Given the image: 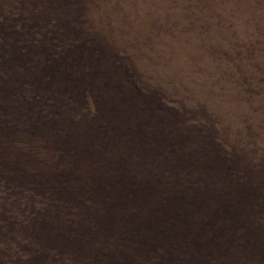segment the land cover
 Here are the masks:
<instances>
[{
  "label": "rangeland",
  "instance_id": "374dc122",
  "mask_svg": "<svg viewBox=\"0 0 264 264\" xmlns=\"http://www.w3.org/2000/svg\"><path fill=\"white\" fill-rule=\"evenodd\" d=\"M0 264H264V0H0Z\"/></svg>",
  "mask_w": 264,
  "mask_h": 264
},
{
  "label": "trees",
  "instance_id": "16d2710c",
  "mask_svg": "<svg viewBox=\"0 0 264 264\" xmlns=\"http://www.w3.org/2000/svg\"><path fill=\"white\" fill-rule=\"evenodd\" d=\"M152 225V227L153 228H155V229H158V227H160V225H159V223L158 222H152L151 223ZM147 227V226H146ZM145 227H143V229H144ZM156 232V231H155ZM161 237H163V238H167L168 236L166 235V233L164 232V231H162L160 234H159ZM156 237H158V235L156 236ZM171 238L169 237V238H167V240H170ZM169 242V241H168ZM155 244H158L157 242H154V245Z\"/></svg>",
  "mask_w": 264,
  "mask_h": 264
}]
</instances>
